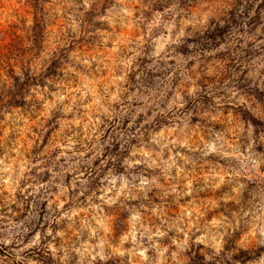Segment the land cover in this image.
I'll return each mask as SVG.
<instances>
[{
	"label": "clouds",
	"instance_id": "clouds-1",
	"mask_svg": "<svg viewBox=\"0 0 264 264\" xmlns=\"http://www.w3.org/2000/svg\"><path fill=\"white\" fill-rule=\"evenodd\" d=\"M0 264H264V0H0Z\"/></svg>",
	"mask_w": 264,
	"mask_h": 264
}]
</instances>
